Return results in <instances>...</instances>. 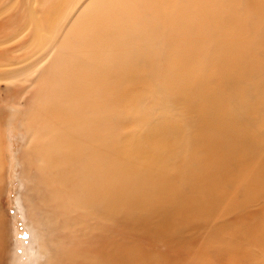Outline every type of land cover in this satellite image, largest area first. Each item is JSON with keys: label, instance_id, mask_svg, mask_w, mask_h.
Masks as SVG:
<instances>
[{"label": "bare ground", "instance_id": "obj_1", "mask_svg": "<svg viewBox=\"0 0 264 264\" xmlns=\"http://www.w3.org/2000/svg\"><path fill=\"white\" fill-rule=\"evenodd\" d=\"M4 3L0 0V84L4 86L0 121L12 125L22 115L13 101L23 105L18 124L25 134L26 178L32 181L33 195L53 197L54 191H60L78 208L88 209L80 211L81 218H99L91 206L106 202L109 211L105 215L114 216L121 238L131 241L110 239L101 244L95 250L101 264H186L190 255L203 257L205 253L210 259L226 254L229 263H252L261 229L257 232V225L235 215L258 203L259 194L264 200V163L241 153L251 141L234 137L232 155L213 152L211 160L202 163L206 174L223 172L216 180L209 175H177L176 186H169L158 177L148 179L143 169L160 172L169 158L166 150L173 151L174 143L164 147L159 139L149 142L126 164L123 157L134 143L117 153L114 140L104 141L102 133L113 139L116 127L102 128L108 105L101 101V92L120 75L119 70L113 71V60L120 61L126 71L121 74L127 81L112 89L120 96L113 101H118L156 87L152 74L157 69L168 72L174 63L172 47L194 51L201 59L213 44L224 59L233 57L234 45L248 55L259 45L257 28H264V0H26L27 9L20 7L19 0ZM259 71H264V60L248 74ZM195 79L204 84V78ZM253 87L264 89L256 83ZM198 91H207L204 86L194 91L204 103V94ZM235 98L242 100L237 89ZM211 130H201L206 138L199 136L198 148L208 146ZM1 136L0 194L5 171ZM235 153L238 161L233 159ZM177 156L169 169H185L176 164L184 155ZM142 174L145 183L137 178ZM97 180V201L87 204L83 191ZM184 180L188 190L182 187ZM263 217L253 216L264 224ZM203 224H217L208 241L200 239ZM29 226L37 239L35 228ZM6 237L7 230L0 224V262ZM36 244L38 249L27 263L18 255L11 264H63L48 243L45 248L39 241Z\"/></svg>", "mask_w": 264, "mask_h": 264}, {"label": "rangeland", "instance_id": "obj_2", "mask_svg": "<svg viewBox=\"0 0 264 264\" xmlns=\"http://www.w3.org/2000/svg\"><path fill=\"white\" fill-rule=\"evenodd\" d=\"M11 1L5 0V6ZM19 5L21 8L27 9L26 0H19ZM142 26L147 27V25ZM257 31L261 33L257 38L259 45L250 50L248 55L239 53L238 46L234 44V52L231 51L233 57L226 59L217 52V44L209 47V54L203 59L194 51L188 52L181 48L172 47L170 55L173 56L174 63L168 72L157 69L152 74L157 79L156 87H151L143 95L133 93L130 98L125 97L124 100L113 101L114 97L120 98L118 93L112 90L113 86L126 80L121 74V72L124 71L125 73L126 71L122 69L120 61L113 60V71L119 70L120 75H116L113 82L106 84L101 92V101L108 105L104 116L106 124L102 128H113L114 125L116 132L115 135L113 134V139L102 133L104 141L114 140L117 153L123 146L126 147L129 143H134L125 157L121 155L126 164H130L131 158L137 157L149 142L159 139L164 147L168 143H174L173 151L166 150L169 158L160 172L143 169L148 179L158 177L164 183H168L169 186H176L173 181L177 175L190 178L209 175L213 180L223 176L221 170H214L206 174L201 165L211 160L213 152L222 157L232 155L230 146L234 137H244L247 138V141H251V146L243 149L241 153L253 157L257 156L258 160L264 163V116H261V112L264 111L260 110L261 108L264 109V71H259L258 75L254 76L248 74L252 68L258 67L259 63L264 60V28L260 26ZM237 54L240 56L237 57ZM222 70L225 71L222 72ZM195 78H204V84L198 83ZM253 83L259 87L262 86L261 90H263L259 91L254 88ZM201 86H204L207 91V93L198 91L202 95L204 94V103L198 99V96H195ZM184 87L186 89H183ZM3 88V84H0V89ZM236 89L241 92L242 100L235 98ZM206 105L209 106L208 110L199 109L200 106ZM13 107L19 108L23 115L22 104L13 101ZM3 115L4 113L0 115V118ZM22 115L12 125L0 121V135H2V147L5 156L4 184L0 194V215L2 216L0 224L7 230L5 240L7 247L2 251L0 264H11L18 255L27 263L31 254L38 249L36 241H39L42 248L43 246L45 248L48 243L52 249L57 251L63 264H101L102 260L95 256V250L101 244L110 239H122L124 242L131 240L121 238V231L113 222L114 216L111 218L105 215L109 211L108 207L105 208L106 202L101 201L97 208L91 206V212L95 213L96 210V216L99 218H81L84 214H81L80 211H88V209L78 208L60 191H54L53 197L33 195L32 181L26 178L27 167L23 150L25 134L18 124ZM208 128H212L208 140L209 144L204 148H198L201 142L199 136H204L205 131L203 130ZM180 154L184 155L183 159L177 160L176 164L185 167V169H169L170 161L176 160L177 155ZM237 157L238 154L235 153L233 159L238 161ZM113 174L117 175L118 182H122L116 168H113ZM137 178L145 183L144 174ZM99 182L100 180L95 181L93 185H88L87 189L83 191L87 204L92 205L97 201V183ZM181 183L183 188L189 189L185 180ZM256 199L258 203L241 208L235 215L243 217L251 225H257V232L261 229L254 250L256 255L254 254L250 264H264V234H262L264 233L262 230L264 224L260 222L261 218H253L255 214L264 216L262 215L264 214V200H260V194ZM29 224L35 228L37 239L32 237ZM260 224H263L262 227ZM202 226L200 239L208 241L215 235L217 224H203ZM213 246L214 244L208 248ZM85 250L91 252L83 253L82 251ZM44 253L49 256L47 251L44 250ZM205 255L201 257V255L192 254L185 260V263L235 264L232 261L229 263L226 254V256L221 255L212 259L206 258Z\"/></svg>", "mask_w": 264, "mask_h": 264}]
</instances>
